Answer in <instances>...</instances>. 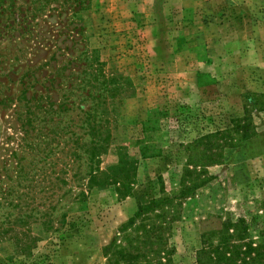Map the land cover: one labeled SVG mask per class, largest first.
Masks as SVG:
<instances>
[{
  "label": "rangeland",
  "instance_id": "374dc122",
  "mask_svg": "<svg viewBox=\"0 0 264 264\" xmlns=\"http://www.w3.org/2000/svg\"><path fill=\"white\" fill-rule=\"evenodd\" d=\"M164 195V262L264 264V0H0V264H108Z\"/></svg>",
  "mask_w": 264,
  "mask_h": 264
},
{
  "label": "trees",
  "instance_id": "16d2710c",
  "mask_svg": "<svg viewBox=\"0 0 264 264\" xmlns=\"http://www.w3.org/2000/svg\"><path fill=\"white\" fill-rule=\"evenodd\" d=\"M95 150L99 152L103 150L101 142L98 146L91 148L92 155ZM120 164L122 165V162ZM121 165L110 168V170H118ZM102 174L104 172H100L98 176H90L91 184L97 185ZM170 204H172L171 198L164 195L159 199H152L148 203L140 205L137 212L121 225L119 234L105 247L104 255L107 257L108 264H168V260L164 262L165 260L159 256L162 250H153L152 239H156L158 243L164 245L162 241L165 239L161 235V231L171 224L165 221V208H168ZM138 219L140 220L137 224ZM241 221L239 219L237 223ZM220 226L222 228L208 229L202 232L203 241L198 252L197 264H244L240 258L241 245L231 241L232 237L228 234L230 227L224 224ZM233 226L234 234L238 239H241L240 236L245 231L237 225ZM150 253L152 255H149Z\"/></svg>",
  "mask_w": 264,
  "mask_h": 264
}]
</instances>
